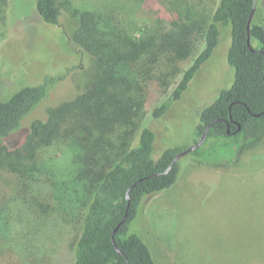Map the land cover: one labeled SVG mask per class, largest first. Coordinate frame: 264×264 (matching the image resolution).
<instances>
[{"label":"trees","instance_id":"16d2710c","mask_svg":"<svg viewBox=\"0 0 264 264\" xmlns=\"http://www.w3.org/2000/svg\"><path fill=\"white\" fill-rule=\"evenodd\" d=\"M8 1L0 0V12ZM139 2L148 12L160 0ZM166 3L174 6V0ZM35 11L48 25L62 23L59 0H37ZM168 11L157 12L155 25L139 19H146L150 37L140 43L113 17L85 14L72 37L92 76L81 87L74 84L72 97L59 96L66 76L48 75L0 98V167L21 170L17 191L0 193V245L23 263L63 255L64 264H156L136 228L140 209L146 198L177 183L181 168L174 160L193 145L167 143L159 150L154 130L144 127L136 139L131 128L144 108L154 119L170 113L215 56L222 34L229 38L234 83L201 111L194 145L212 126L189 155L208 157L211 145L238 159L240 146L264 137V0H217L204 27H190L175 41L181 45L177 71L162 80L152 74H165L163 42L174 51L176 20ZM43 106L45 116L38 118ZM58 154L67 160L64 170L56 165Z\"/></svg>","mask_w":264,"mask_h":264},{"label":"rangeland","instance_id":"374dc122","mask_svg":"<svg viewBox=\"0 0 264 264\" xmlns=\"http://www.w3.org/2000/svg\"><path fill=\"white\" fill-rule=\"evenodd\" d=\"M36 1L9 0L7 8L0 12V98L17 88L16 91L26 85H38L48 75L66 76L68 81L61 86L59 96L67 97L71 92L72 97L77 89L74 84L81 87L92 76L86 71L89 59L81 56L72 34L82 26L85 14L100 12L131 29L140 43L150 37L145 30L146 19H139L149 17L155 25L157 12L169 8L168 16L176 20L171 28L174 51L165 45L168 42H163L159 59L165 76L159 75L158 70L152 74L166 80L176 73L181 55V45L177 47L175 41L187 36L190 27H204L217 4V0H174L170 7L167 0H160L152 11L146 12L139 0H59L62 23L52 26L36 13ZM222 36L215 56L203 66L167 116L154 119L148 107L138 113L131 128L135 138L144 127H150L157 134L159 150L167 143L194 145L201 111L234 83V69L228 65L226 55L229 38L227 33ZM140 68L147 73L145 67ZM45 107L38 118H44ZM238 150V159L231 151L224 156L211 145L207 146L208 157H183L177 183L144 200L136 228L143 230L156 264H264V137ZM55 160L64 170L67 160L60 154ZM5 162L9 165L8 160ZM26 170L22 169V173ZM20 171L17 175L10 173L8 166L0 167V193L17 191ZM63 260V255L38 257L26 264H64ZM0 264L25 263L0 245Z\"/></svg>","mask_w":264,"mask_h":264},{"label":"water","instance_id":"95a60500","mask_svg":"<svg viewBox=\"0 0 264 264\" xmlns=\"http://www.w3.org/2000/svg\"><path fill=\"white\" fill-rule=\"evenodd\" d=\"M250 21H251V20H250ZM249 23H250V22H249ZM249 48H250L251 50L253 49L252 46H251L250 44H249ZM211 126H212V125H210V126L208 127V129L205 131L204 135L202 136V138H201V140L198 142V144H195V145L189 147L187 150H185L184 152L180 153V154L176 157V159L174 160L173 165H174L175 163L179 162L183 157L189 155L190 153L195 152L198 148H200V147L203 146V144H204L205 141H206V138H207V135H208V132H209ZM172 167H173V166H171V167L169 168V170L172 169ZM128 200H130V197H129V196H128Z\"/></svg>","mask_w":264,"mask_h":264}]
</instances>
